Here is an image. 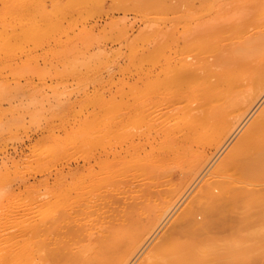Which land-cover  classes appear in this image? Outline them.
Masks as SVG:
<instances>
[{
    "label": "rangeland",
    "instance_id": "374dc122",
    "mask_svg": "<svg viewBox=\"0 0 264 264\" xmlns=\"http://www.w3.org/2000/svg\"><path fill=\"white\" fill-rule=\"evenodd\" d=\"M255 1L256 0H254V2L251 1V3H249L250 5L247 6L253 4L257 6L262 2L260 6H254L253 8L257 10L258 7H260V12H263V0H257L258 3H255ZM259 1L261 2L259 3ZM110 4L111 0H103L100 5H105L104 7L108 8ZM247 6L246 8L248 9L249 7ZM253 8L251 7L249 9L252 10ZM256 10L255 12L258 13ZM151 11V9H148L146 13L149 14H147L146 17L155 21L154 25H150L152 29L162 27L166 22L171 23L170 20L173 19L172 14H168L170 18L164 17L165 20L163 21V18L160 16L161 14H153ZM252 12H254V10ZM139 13L130 11L126 14L124 10L119 12L116 11L114 16L118 21H116L115 24L111 18L109 19L107 14H102L100 16L96 15L90 22L95 26H92V28H95L94 31H96V35L95 32L91 33L93 29L87 30L84 28L85 25L81 23L74 27L75 29L73 30L75 31L71 29V34L75 32L73 36H75L76 40L78 39L77 42L74 38L75 41L66 39V41L63 40V44H60L62 41L54 39L59 33H53L55 30H52V28V32L49 31L48 35H45L42 39H34L31 37L23 38L17 41L18 43H15L10 51L0 54V239L8 235H16L19 232L30 230L32 228L31 225H34V223L41 218L45 217L50 222L55 220L57 216H61L62 222L59 230H57L58 235L63 234L68 231V229L71 230L76 245L97 238V229L99 231L102 230L100 232L101 236L106 238V244L104 245V247H106L104 249L106 261H104V264H146L149 260L158 256H166L169 259L180 257L181 264H264V231L262 230L263 237L261 240L253 238V232L264 225V218L261 215L264 213V163H256L258 161L264 162L262 160L264 159V133L263 137H261L262 134H258L259 136L252 134L250 137L247 136V140L243 139L246 131L249 132L248 130H250V127L252 128V122H255L254 120L257 119L259 115L264 114V91L254 104L247 108L241 115L242 106H240V101V103L237 102V104L235 103L234 105L233 102L231 103L235 106L234 108H232L233 106L231 104V107H229L230 105L224 106L225 110L223 107H214L219 117L218 118L215 114V120H220L221 117L219 114L223 112L222 118L225 119V123L220 122L221 119L214 125L215 127L212 124L215 130H213L212 127L207 128L210 129L207 130V132L205 131V133L209 134L208 138L212 140L209 144H207L208 138H205L206 134L203 133L205 130L204 128L207 127L206 124L205 126L202 124V126L199 125V127H196V132H194L195 135L192 132L191 135L193 136L190 137L191 135H189L190 139L184 137L183 139L186 138V140L181 139L179 143L172 140L170 142L171 144L168 142L169 139H167L168 141L161 139L164 145L158 142L160 138H157L158 141L152 138L156 130L155 128H151L152 126H150V123L152 124V121H149L147 118H150V114L156 113L153 117L156 116L157 113L160 115L162 111L165 110V104L163 105V102L160 104L161 107H159L160 105L157 102L158 104L154 105L159 106H154L153 108H150L153 103L152 105L149 103L147 106L148 110L144 108L143 102L140 109L142 112L145 109L143 113H149V115H143V113H140V109V111L135 109L139 112L136 113L134 109H131L132 106L129 108L125 105L128 107L126 111L125 109H123L124 111L122 109L120 110L121 107L119 108L117 105L115 106L119 101L125 98L128 99L127 97L130 95L129 104L132 103V95L135 96L136 90L135 92L133 91L134 88L132 90L134 86L130 84L133 83L130 81L136 78V68L132 65L135 63L130 62L124 55L125 50H128L125 41H121V39H119V41L117 37L116 40L114 36L112 37L113 39H108V37L114 33L115 30L117 31V28H121L122 26V28H124L126 25L128 26L129 33H132L131 35L135 36L138 34L139 30L142 29L141 17H143V15ZM12 16H15V14H12ZM27 16L29 18L31 17L30 19L34 17L31 13H25L23 17L21 16V19H24L21 23L22 29L27 28L28 20H30L27 19ZM247 17L250 18L252 15L250 16L249 14ZM258 19L259 18L252 20L253 25L251 23L252 21L250 22L251 24L249 23V27H252L251 29L249 28L250 31L258 28V21H264V18H261V20ZM108 20L112 21V27L115 28V30L113 28V31L111 30V23ZM107 22L110 23V27L106 24ZM12 25H14V27L17 26L16 28L21 27L20 25ZM89 25L88 27H91ZM148 27H145V30L151 29H148ZM106 29H110L112 31L111 34H108L107 31L110 32V30ZM104 31L107 32L108 37H106ZM78 33L81 35L80 39L78 38ZM101 34L105 36H101ZM87 36L91 37H88V39ZM95 36L100 40L94 39ZM72 42L74 44H72ZM100 48L103 52L99 51ZM98 51L101 53H98ZM126 65L131 68L126 67ZM123 66L126 67V69ZM122 68L124 69L122 70ZM127 80L132 87L127 85ZM120 86L124 87L121 88ZM128 86L129 88L131 87L130 90H132L134 94H131ZM124 88L125 90L126 88L128 89V92H126L129 96L127 94V96L124 95L126 93L125 91L124 93L121 92V95H124L121 99L122 96L119 92ZM248 90L250 91V88H248ZM248 90L245 91V96L252 92H248ZM116 91H118V94ZM143 96L145 97L147 95ZM245 96L242 94V98L239 97L238 99L242 101ZM117 98H119V101L117 100V103H115ZM134 98H136V96ZM123 101L127 104L128 100ZM111 105L115 108V112L113 113L111 112V109H113ZM179 105L181 107L186 105L191 106L192 103L189 102V100H184L182 103L178 104V107ZM116 107L119 108V111H116ZM226 108L230 109H227V111ZM103 109L106 111L110 109V111L106 114ZM197 111H199L198 108L192 110V112ZM232 111L235 112L233 113ZM238 111L240 112L238 113ZM116 112L118 115H116L117 117L115 116ZM119 112L122 114L126 112L127 114L125 115L127 117L122 119L124 114L120 115ZM131 115L132 117L138 116V120L136 119L135 121V118H132ZM142 115L144 117H142ZM112 116L116 118H112ZM120 116L122 119L121 121L119 120ZM232 116H236L238 122L236 120L234 124L230 126L227 123L233 118ZM106 120H110L111 123ZM142 121L145 124L142 123ZM169 122L166 123L167 126L171 125L172 122L174 125L175 120ZM136 123L138 125H136ZM223 123L227 124L226 126H228L229 129L223 125ZM116 124L118 125V129ZM124 124L126 128H122ZM131 124L134 130L130 127ZM216 126L219 128L218 130ZM109 127L110 129L107 131ZM262 127L264 128V126ZM135 129L137 131H135ZM223 129L225 133L221 134L224 135L227 133L225 138L224 136H220L218 132L219 130L222 132ZM103 130L105 131L104 133ZM197 131H201L203 134L199 135L200 132ZM210 131L212 134L211 138ZM213 131L214 133L217 131V134H214ZM196 133H198V135ZM194 136L196 138L198 137V139ZM214 136H216V139H214L215 142L212 138ZM201 137H204L205 141ZM256 137H258V139ZM217 138H221L220 144L218 143L220 140ZM150 139L153 140V143L155 142V145L151 144L152 142ZM200 139H202L201 142L198 141ZM137 140L145 142L141 143L137 142ZM148 140L150 143H148ZM135 142L137 145H135ZM203 142L206 143L203 144ZM242 142L245 146L244 144L239 145V143ZM144 143L146 147H144ZM189 143H191L190 146L188 145ZM251 143L252 145H250ZM141 144H144L143 147L145 150L140 149L142 147ZM167 144L173 145L176 151L173 146L170 147V145H168L170 148L165 147L166 149H159L160 146L164 147L165 145L167 146ZM153 145L155 146L154 150L151 149ZM183 145H185L186 148ZM198 145H200V147H197ZM236 145H239V148L236 147ZM241 145H243L245 149ZM179 146H182V149ZM252 146L253 148H250ZM157 147L159 153L162 151L163 154L158 153ZM238 149H240V152L237 151ZM155 150L157 153H155ZM145 151L149 152L145 153ZM244 151H247L246 154ZM180 152H182L180 155H187L184 160L183 158L180 159V155H176V153ZM192 152H194V154ZM207 152L209 155L206 158ZM121 153H123V155ZM231 153L233 156H229ZM116 154L122 156L121 160V157L117 159L120 166L114 165V162H107L114 157L115 159L113 160H116L118 157ZM149 154L151 156H149ZM172 154L173 156H171ZM174 154L176 156H174ZM164 155L170 158H168L170 163L167 157H165L167 160L164 158ZM251 155H255V158ZM227 156L229 158L233 157V159H227ZM107 157L110 158L108 159ZM252 157L254 160L256 159L255 162L253 161L254 163L250 161ZM259 157H261L260 160H258ZM247 158L249 161L245 160V162H243L244 159ZM158 159L160 160L158 161ZM238 160L242 161L238 162ZM102 161L105 167L102 165ZM229 161H231L230 163L232 166H230ZM234 161L235 163L238 162L239 168L242 165L240 170L237 168L238 164L232 163ZM156 162H158V164H156ZM179 162L182 163V165H180ZM246 162L249 163L248 166L251 163L253 167L251 169L250 165L249 170L251 169L250 172L254 173V181L249 180L251 178L244 180L245 178L240 177L243 176L244 173L246 176L252 175V173L251 175L250 173L247 174V172H249L248 170H241L244 169L243 165H245V169H247ZM225 163H227V165ZM224 164L229 167L227 170ZM179 166L184 168L182 169ZM110 168L114 170L109 173L107 171ZM258 168L262 171H258ZM103 169L104 172L100 174L99 172H102ZM105 169H107V173ZM219 172L220 174H218ZM85 173L88 174L85 175ZM230 175L234 178H237L239 175L240 179H235L237 181L232 179V181H230L229 178H233ZM241 178H243V183H240ZM214 179L215 181L218 180V183L217 181L214 182ZM227 179L229 180L226 181ZM209 180L211 182L213 181L212 184H214L211 186V193L205 191L208 190L205 188H207L206 186ZM220 180L226 184L220 182ZM243 180L245 182L249 181L250 185L248 184L249 182L245 184ZM228 182L231 183L230 185H232L234 189V186H237L235 190L239 192V200L236 198L237 200L235 199V201L233 192H227L226 189L223 188V186L226 187L228 185ZM237 183L238 185H236ZM251 183L254 184L251 185ZM209 184L208 186H210ZM161 185L163 186L161 187ZM164 187L166 189H164ZM67 189H69L70 192ZM222 190H224V192L226 191V194L229 193L227 196L223 194V197L225 196L227 198L218 199L216 197L217 199H214L215 196L221 194ZM104 191H106L105 194ZM246 191H248L247 194ZM250 191H252V193L249 195ZM212 193H216L213 198H211L213 195ZM240 194L241 197L245 198L240 199ZM98 195L101 198H99ZM256 197H259L260 202L253 204L252 212L255 215L251 217V219L245 220L244 211L246 209V203L250 198ZM214 200L215 202H213ZM225 200L226 202H224ZM213 203H215V205ZM108 207H110V209ZM105 208H108L110 211ZM107 210L109 214H107ZM68 211H71L69 215L67 213ZM131 211L132 214H130ZM148 212L149 214L151 213L152 216H150L153 218V213L155 214V220L149 218L150 216L148 217ZM192 212L193 216H190ZM129 214L132 216H130L131 218ZM121 215H123L124 218ZM141 215L143 217H141ZM157 216L158 218H156ZM133 218H135L134 220L136 221L134 227L131 225L134 221ZM112 219H115L116 222ZM99 225L102 226V228H100ZM123 227H126L130 231L135 229L129 233V230ZM236 227H239V229H236ZM89 228L91 230H89ZM118 229L120 230L119 232L117 231ZM139 230L140 232H138ZM105 231L107 233H105ZM115 231L116 236L113 234ZM121 231L124 233L123 235ZM100 233L98 234L100 235ZM118 233H121L122 239L119 237L120 235H118ZM138 233H141L140 236ZM89 234H93L94 236H90ZM236 234L243 236L242 241L244 240V247L241 251H234L230 246V242L234 239L233 237ZM138 241H140L139 244ZM117 245H120L118 249ZM107 254L110 255L107 257Z\"/></svg>",
    "mask_w": 264,
    "mask_h": 264
},
{
    "label": "bare ground",
    "instance_id": "6f19581e",
    "mask_svg": "<svg viewBox=\"0 0 264 264\" xmlns=\"http://www.w3.org/2000/svg\"><path fill=\"white\" fill-rule=\"evenodd\" d=\"M102 1L103 0H0V54H4V53L10 51L12 46L15 43L17 44L18 43L17 41H20L23 38H30L31 37L34 39H42L45 35H48L49 31L52 32L51 31L52 28H53L52 30H55L53 33H55V32L59 33V35H56L57 37H54V39H56L57 41H62L61 43L60 42L59 43L63 44L64 43L63 40H65V41H66V39L74 40L75 36H73V34H75V32H73V34H71V29L72 30L75 29L74 27L80 23L85 25L84 28H86L87 30H92L93 29L92 26H94V25L91 24L90 22L94 18V16H96V15L100 16L102 14H107L109 19L111 18V20H113V22L115 24L116 21H118L114 16L115 15L114 13L116 11L119 12V11L124 10L126 14L129 13L130 11H136L138 13L140 12L139 14L143 15V17H141L142 18L141 19L142 29L139 30V33L136 34L135 36L131 35L132 33L131 34L129 33L127 25L126 26L124 25L127 29L125 27L122 28L123 27L122 26L121 28L119 27L120 29L117 28V31H116L115 28L112 27V23H111L112 21L108 20L111 23V25L109 22L106 23V24H108V26L109 25L111 26L112 31H113V29L115 30V32L111 34L112 31L110 29H106V30H110V32L109 31H107V32H108V34L109 33L111 34L108 37L107 32L104 31V33H106V37H108V39H111L114 36L116 40L118 38V40L121 39V41L122 40L125 41V44H127L126 46L128 47V50H125L124 55L126 56L127 59H129L130 62L135 63L132 65H134L136 68L135 69L136 78L134 80L130 81V82H133L130 84L133 85L134 87H132L128 83L129 82L128 80L126 82L127 85L132 87V90L134 88V90H133L134 92L136 90V92H135L136 98H134L135 96L132 95L133 96V101H132L133 104L132 103L129 104V98L131 97V95L129 96L127 94L128 89L126 88V90H125V88H124V89H122V91L119 92V94L121 95V92L124 93V91L125 92L127 91L124 95L127 94L129 97H127L128 99H126L125 97H124L125 99H123L126 101L128 100L127 104H125L126 102H124L123 100H122L123 102L119 101L118 100L119 98H117L115 100V103H117V100H118L119 104L117 103V104H115V106L117 105V107H119V108L121 107L120 110L125 109V111L128 109V107L130 108V106H132L131 109H134V110L137 109L138 111H140L141 110L140 106H142L141 104H143V102H144L143 105L145 106V107L144 106L143 107L146 108L147 110H148L147 106L149 103L151 105L153 103L152 107L149 105L150 108H153L155 106L154 104L159 103V105H160V104H162L161 102H163V105L165 104V110L162 111V113L160 115H159V113H157L158 116L156 115L153 117V115H155L156 113L152 114V115L151 114L149 115V113L148 114L143 113L145 109L143 110V112H142V110L140 112V113H143V115H145V114L149 115L150 118H147V119L149 121H152V124H154V125H152L150 123V126H152L151 128H155V130H156L152 138H154V139L160 138V141H158V139H157V141L160 143H162L163 140H167V139H169V141L167 140L169 143L172 140L176 143H179L181 139L186 140V138L185 139H183V138L184 137L189 138V135H191L192 132H193V134H194V132H196V130H195L196 127H199V125L202 126V124H204V126L206 124V126H207L204 128L205 130L202 128L204 130L203 133H205V131L207 132V130L210 129V128L207 129L208 127H212L213 130H215L214 125L217 124L218 121H220L222 119L220 122L225 123V121H224L225 119L222 118L223 112H222V114H219L221 119L215 120L216 115L218 117V114H216V108H218V107L222 108L223 107V109L225 110V107L230 105L232 102L234 105L235 103L237 104V102L240 101L241 102L240 106H242L241 107L242 110L240 113V115H241L242 113H244V111L247 108H249L252 104H254V102L261 96V93H263V91H264V21H262L261 18L262 19L264 18V11L260 12V9H259L260 7H258L259 11H258V9L256 10L255 8H253L254 6H256V4H253V3H252L253 5L247 6V5H250L249 3H251V1L254 2V0H111V4L108 8L104 7L105 5L104 6L100 5ZM261 1H259V3ZM263 2H264V0H263ZM255 3H258L257 0L255 1ZM260 4H258V5L260 6ZM246 6L249 8L252 7L253 9L252 10L249 8L247 9ZM148 9H151L152 10L151 13H153V14L154 13H158L159 15L161 14L160 16L163 18V21L165 20L164 17L170 18L168 16V14H172L173 19L170 20L171 23L166 22L162 27H156V28L152 29V27H150V25H152V24L154 25L155 21L146 17L147 14H149V13H146L148 11ZM253 10H254V12H255V10L258 11V13L252 12ZM25 13L26 14L31 13V14H33L34 17L32 19H30L31 17L29 18L27 16L28 17L27 19H30V20H28L29 24L27 23L26 29L25 28L22 29L21 23L24 19H21V16L23 17V15ZM12 14H15V16H12ZM249 14H250V16L252 15V17H250V18L247 17V16H249ZM256 18H259L258 20H261L262 22L261 21H258V23L256 22L258 28L250 31V29L252 27H249V26L251 23L253 25L252 20L256 19ZM17 23H19V24H17ZM12 24H15V26L16 25L19 26L21 24L20 25L21 27L16 28L17 26L14 27V25H12ZM89 24H91V25H89ZM88 25L91 27H88ZM144 26L145 27L149 26L148 29H150V28L151 29L145 30ZM94 29L92 30L93 32L91 31V33L95 32V35H96V31H94ZM73 31H75V30H73ZM76 35H77V33H76ZM78 35H79L78 38L80 39L81 35L79 33H78ZM101 36H105V35L101 34ZM88 37L89 36H87V38ZM95 37H94V39L100 40L98 37H96V38ZM75 40H76V38H75ZM77 40H76V42H77ZM81 41H82V39H81ZM73 42H72V44H74ZM99 51L103 52V50H101V48ZM99 51H98V53H101ZM126 67H130V66L126 65ZM126 67H124V68L126 69ZM124 68H122V70ZM132 72H133V70H132ZM129 86H128V88H129ZM122 87H124V86H122ZM130 88H129V90H130ZM248 88H250V91H252V92H250L248 90ZM251 89H253V90H251ZM132 90H130V92H131V94L132 93L134 94V92ZM246 90H248V92H250L247 96H245ZM130 92H129V94H130ZM144 92H146V93H144ZM116 93L118 94V91H116ZM242 94L245 97H243V99L241 101V99H238V98L239 97L242 98L241 97ZM124 95L122 94L121 95L122 97L120 96L121 99L123 98ZM143 95H147V96L144 97ZM113 97H115V96H113ZM184 100H189V102H191L192 105L191 106L186 105V106L181 107L180 106L181 104H180L178 107V104L182 103V101H184ZM234 100H237V101H234ZM107 103H108V101H107ZM239 103H238V106H239ZM105 105H107V104H105ZM108 105H110V104H108ZM121 105H123V106H121ZM125 105H127L128 107ZM208 105H209V108H208ZM231 105L229 107H231ZM158 106L156 105L155 107H158ZM105 107H107V106H105ZM112 107L113 106L111 105V108ZM159 107H161V105ZM203 107H204V109H203ZM214 107H216V108H214ZM234 107L235 106H233L232 108H234ZM236 107H237V105H236ZM119 108H117L116 111H119ZM192 108L194 110H195V108L196 109L198 108L199 111L192 112V110H193ZM105 109H103V110H105ZM110 109H107V110L110 111ZM114 109H115L114 107H113V109H111L112 113L115 112ZM162 109H163V107H162ZM201 109H203V110H201ZM227 109H230V108H226V110ZM157 110H159V109H157ZM108 111L105 110L106 114L108 113ZM138 111H136V113H139ZM149 111H151V110H149ZM154 111H156V110H154ZM230 111H229V114H230ZM130 112H131V110H130ZM232 112L234 113L235 111H232ZM239 112L240 111H238V113ZM225 113L227 115H229L227 112H225ZM121 114L122 113H120V115ZM123 114L125 115L127 113L124 112ZM116 115H117V112L115 113V116ZM124 115H123L122 119L127 117L126 115L124 117ZM143 115H142V117H144ZM113 116H112V118H116L118 115L116 117H113ZM131 117H132V115H131ZM137 117H132V118H135L134 120L136 121ZM218 118H216V119H218ZM240 118H241V116H240ZM118 119H119V117H118ZM122 119L120 116L119 120L121 121ZM140 120H141V118H140ZM173 120H175L174 125L172 122ZM236 120L238 122V119L235 116V117L231 118L229 120V123H227V124H229L231 126V124H234V122ZM108 121H110V120H108ZM169 121H171L172 123H171V125L167 126L166 123ZM254 121L255 122H252L253 123L252 128L250 127V130H248L249 132L246 131V134L243 136L244 137L243 139L247 140L248 137H250V135H252V134L253 135L256 134V136L258 134L259 135L262 134L261 137H263L264 128L262 126H264V114L259 115L258 118L255 119ZM124 122H126V121H124ZM237 122H236V124H237ZM110 123H111V121H110ZM140 123H141V121H140ZM142 123H144V122L142 121ZM224 123H223V125L226 126L227 124H224ZM121 124H123V123H121ZM212 124L214 127L212 126ZM131 125H130V127L132 128L133 125L132 126ZM136 125H138V124L136 123ZM146 125H147V122H146ZM208 125H211V126H208ZM134 126H135V124H134ZM137 127H139V126H137ZM226 127L228 128V126H226ZM122 128H126L125 124H124V127H122ZM212 128H211V130H212ZM216 128H217V126H216ZM109 129H110V127L107 128V131ZM117 129H118V125H117ZM218 129L219 128H217V130ZM224 129L222 130V132H220V130L218 132L220 133V136H224V138H225L227 133L224 135L221 134V133H225V132H223ZM228 129H227V131H228ZM230 129H231V127H230ZM105 130H106V128H105ZM112 131H113V129H112ZM135 131H137V130L135 129ZM104 132L105 131L103 130V133ZM197 132H200L199 135L203 134V133H201V131H197ZM209 133H210V138H211V136H212L211 131ZM213 133H214V131H213ZM228 133H229V131H228ZM132 134H130V135H132ZM196 134L198 135V133H196ZM205 134H204L205 138L206 137L208 138L209 134H207V133H205ZM214 134H217V131ZM147 135H150V134H147ZM192 136L193 135H191L190 137H192ZM215 137L216 136L212 137L213 140L216 139ZM124 138H127V137H124ZM145 138H147V137H145ZM201 138L205 141L204 137H201ZM221 138H223V137H221ZM221 138H217V139L220 140ZM256 138L258 139V137H256ZM161 139H163V140H161ZM191 139H194V138H191ZM196 139H198V137ZM202 139H200L198 141L201 142ZM243 139H242V141H243ZM145 141H143V142H145ZM152 141L153 140H151V142ZM207 141H208L207 144H209V142L212 140L208 138ZM261 141H262V139H261ZM137 142H141V141L137 140ZM143 142H141V143H143ZM168 142H166V143H168ZM206 142H203V144ZM214 142H215V140H214ZM220 142H221V140L218 143L220 144ZM146 143H147V141H146ZM148 143H150V141ZM154 143L152 142L151 144H154ZM94 144H96V143H94ZM144 144H141L142 147ZM156 144H157V142H156ZM170 144H167V146L165 145L164 147L160 146L159 149L160 148L166 149L165 147H169L168 145H170ZM184 144H186V143H184ZM190 144L191 143H189L188 145L190 146ZM240 144H244V143L242 142V143H239V145ZM120 145H121V143H120ZM135 145H137L136 142H135ZM158 145H159V143H158ZM200 145H201V143H200ZM200 145H198L197 147H200ZM212 145L214 146L213 142H212ZM239 145H236V147L239 148ZM250 145H252V143ZM133 146H134V144H133ZM133 146H131V147H133ZM149 146H150V144H149ZM153 146L151 149L154 150L155 146L154 147ZM172 146L173 145H170V147H172ZM176 146H178V145H176ZM183 146L186 148L185 145H183ZM215 146H217V145H215ZM241 146L244 147L245 144H244V146L243 145H241ZM241 146H240V149H241ZM248 146H249V144H248ZM142 147L140 149L145 150L144 147H146V144L144 145L143 148ZM205 147H206V145H205ZM236 147H235V149H236ZM173 148H174V146H173ZM250 148H253V146ZM136 149H137V147H136ZM187 149H188V147H187ZM207 149H208V147H207ZM240 149H238L237 151H239ZM244 149H245V147H244ZM244 149H242V150H244ZM183 150H185V149H183ZM122 151H123V149H122ZM157 151H158V147H157ZM157 151L155 153H157ZM175 151H176V149H175ZM116 152H118V151H116ZM146 152H149V151H145V153ZM160 152L161 153H159V151H158L159 154H163L162 151H160ZM166 152H169V151H166ZM246 152H245V154H246ZM192 153L194 154V152H192ZM121 154L123 155V153H121ZM177 154L180 155V154H182V152L176 153V155ZM237 154H239V153H237ZM166 155H164V158L167 157V159H168L169 157ZM176 155L174 154V156H176ZM208 155H209V153L207 154L206 158L208 157ZM149 156H151V155L149 154ZM171 156H173V154ZM180 156H181V158L180 157L179 158L180 159L183 158V160H184V158L187 155L186 156L180 155ZM229 156H233V154L231 153V155L229 154ZM251 156H253V155H251ZM256 156H257V154H256ZM259 156H261V155H259ZM119 157H121L120 158V160H121L122 159L121 155L118 156L116 158V160H113V159H115V157L114 158L111 157L113 159H109L110 157L109 158L107 157L110 160V161L108 160L107 162H114V165L120 166V164H118L119 162H117V159H119ZM126 157H128V156H126ZM253 157L255 158V155ZM253 157H252V160H250L252 163H254L256 161V159L254 160ZM143 158H144V156H143ZM260 158L261 157H259L258 160H260ZM160 159H158V161ZM169 159H168V162L170 161ZM227 159L232 160L233 157L229 158L227 156ZM227 159H226V161H227ZM111 160H113V161H111ZM245 160L249 161L247 158V159H244L243 162H245ZM262 160L264 161V159H262ZM103 161H106V160H103ZM103 161H102V165H103ZM172 161H173V159H172ZM201 161H202V159H201ZM239 161H242V160H238V162ZM174 162H175V159H174ZM230 162L231 161H229V163ZM238 162L235 163V161H234L232 163H235L237 165ZM222 163H224V162H222ZM256 163H262L263 164L264 162L258 161ZM156 164H158V162H156ZM161 164H162V162H161ZM225 164L227 165V163H225ZM225 164H224V166H226ZM248 164L249 163H247V169H245V165H243L245 170L244 169H241V170L242 171L248 170L249 172H247V174L250 173V175H251V173H252V175H253L254 173L250 172L253 167L250 163L251 166L250 165L249 166L251 169L249 170ZM180 165H182V163H180ZM240 165H241V162H240ZM111 166H112V164H111ZM122 166H123V164H122ZM160 166H162V165H160ZM170 166H169V168H170ZM224 166H222V167H224ZM230 166H232L231 163H230ZM241 166H240V168H242ZM124 167H125V165H124ZM179 167H181V166H179ZM220 167H221V165H220ZM255 167H257V166H255ZM112 168H113V166H112ZM112 168H110L108 171H107V169H105V172L106 171L109 173H110V171L113 172L114 169H112ZM169 168H168V170H169ZM225 168L227 170V168H229V167L226 166ZM237 168H239V164H238ZM240 168L238 170H240ZM164 169L167 170L166 168H164ZM234 169H236V168H234ZM257 170L262 171L259 168ZM103 172H104V169L102 172H99V173L101 174ZM222 172H225V171H222ZM86 174H88V173H85V175ZM218 174H220V172ZM234 174H235V172H234ZM242 174H243V172H242ZM244 175H245V173H244ZM244 175L240 176V177L245 178L244 180H248L249 178H251L249 180L254 181V178H255L254 175L253 176L252 175L251 176L245 175L247 178ZM230 176L233 177L232 175H230ZM252 177H253V180H252ZM227 178H229V177H227ZM238 178H239V175L237 178L233 177V178H229V179H230V181H232V179L235 180ZM243 178H241L240 183H243L242 182ZM229 179H227L226 181H228ZM216 181L218 183V180H216ZM216 181L214 179V182H216ZM235 181H237V180H235ZM258 181H260V180H258ZM212 182L209 180V182L207 183V186H206L207 188H205V189H208V190H205L206 192L211 191L210 190V189H212L211 186L214 185V184H212ZM220 182H223V181L220 180ZM229 182H228V185L226 187L223 186V188H225L227 192L232 191L234 194V200L236 198L239 200V192L237 190H235L237 186H234L235 187V189H234L232 187V185H230L231 183H229ZM246 182H249V181H246ZM246 182H245V184H246ZM154 183H156V182H154ZM223 183H225V182H223ZM223 183H221V184H223ZM208 184L210 186H208ZM248 184L250 185V182ZM252 184H254V183H251V185ZM236 185H238V183ZM162 186L163 185H161V187ZM157 187H158V185H157ZM165 187H164V189H166ZM69 188H71V187H69ZM67 190L69 191V189H67ZM224 190H222L223 192L221 191V194H218L219 196L217 195L215 197H214V195L216 193L213 194L214 193L213 192L212 193L213 195L211 198H213V197H214V199H217V198L218 199H221V198L225 199V198H227L225 196L223 197V194L227 196V195H229V193L226 194L225 193L226 191L224 192ZM105 192L106 191H104V194H105ZM206 192H205V195H206ZM247 193H248V191H246V194ZM251 193H252V191L249 192V195ZM170 195H172V194H170ZM72 197H75V196H72ZM98 197H99V195H98ZM240 197H241V194H240ZM99 198H101V197H99ZM99 198H98V200H99ZM242 198H245V197H241L240 199H242ZM107 199H109V198H107ZM115 202H117V201H115ZM213 202H215V200ZM224 202H226V200ZM259 202H260L259 197L250 198L248 200V202L246 203V207H245L246 209L244 211L245 220L251 219V217H253L255 215L252 212V207H253V204H255V203L257 204ZM169 203H170V201H169ZM169 203H167V204H169ZM44 204H45V202H44ZM113 204H114V202H113ZM213 204L215 205V203H213ZM195 205H196V203H195ZM214 205H212V206H214ZM115 206H117V205H115ZM135 207H136V205H135ZM108 208L110 209V207H108ZM108 208H105V209H108ZM120 209H122V208H120ZM123 209H125V208H123ZM108 210H107V214H109ZM133 210H134V208H133ZM123 212H125V211H123ZM129 212H130V210H129ZM67 213L69 215L71 213V211H68ZM118 213H119V210H118ZM113 214H115V213H113ZM127 214H128V212H127ZM130 214H132V211ZM130 214H129V217L131 216ZM192 214H193V212L191 213L190 216H193ZM105 215H106V213H105ZM134 215H135V213H134ZM137 215H136V217H137ZM150 215H151V213L149 214V212H148V217ZM261 215L264 218V213H262ZM121 216L123 217V215H121ZM151 216L149 218H153ZM153 216H154L153 219L155 220V214L154 213H153ZM141 217H143V216L141 215ZM156 218H158V216ZM134 219L135 218H133V220ZM112 220L115 221V219H112ZM136 220H138V219H136ZM121 221L123 222L122 219H121ZM134 221L131 224V225H133L132 227H134V223H136V221L135 222ZM142 221H144V220H142ZM61 222H62L61 216H57L55 218V220L50 221V222L44 217V218L37 220V222L34 223V225H31L32 228L28 231H22V232L17 233L16 235H8V236L1 238L0 239V264H104V261H106L105 260L106 255L104 253L105 252L104 249L106 248V247H104V245L106 244V238H104V236H101L100 232L102 230L99 231L96 228L97 225L95 226V228L97 229V232L100 233V235L98 233L97 234L95 233L97 238L91 239L90 241L87 240L88 242H86V243L76 245V243L74 241V236H73V233L71 232V230L68 229V231L64 232L63 234L58 235L57 230H59ZM104 222H105V220H104ZM125 223H126V221H125ZM84 226H85V223H84ZM89 226H91V225H89ZM107 226H109V225H107ZM118 226H116V227H118ZM100 228H102V226H100ZM123 228H126V227H123ZM134 229H132V230H134ZM236 229H239V227L238 228L236 227ZM89 230H91V229L89 228ZM127 230H129V229H127ZM262 230L264 231V225L253 232V235H254L253 238H257L258 240H261L263 237ZM117 231L119 232L120 230L118 229ZM122 231H121V233L123 235L124 231L123 232ZM131 231L129 230V233ZM138 232H140V230ZM92 233H93V231H92ZM105 233H107V232L105 231ZM115 233H116V231L113 234H115ZM121 233L120 234L118 233V235H120L119 237H121V239H122ZM238 233H239V231H238ZM140 234H139V236H140ZM89 235L91 236L93 234H89ZM102 235H103V233H102ZM86 236H87V234H86ZM115 236H116V234H115ZM107 237H109V236H107ZM129 237H131V236H129ZM126 238H128V237H126ZM233 238L234 239L230 242V246H231L232 250L241 251L244 247V240L242 241L243 236L236 234V235H234ZM123 239H125V238H123ZM130 239H132V238H130ZM108 240H109V238H108ZM139 242L140 241H138V244H139ZM119 246L117 245V249L119 248ZM110 253H111V251H110ZM117 253H118V251H117ZM109 255L110 254H107V257ZM111 258L114 259L113 257H111ZM124 261H125V259H124ZM146 264H181V258L176 257V258L169 259L166 256H158V257L152 258Z\"/></svg>",
    "mask_w": 264,
    "mask_h": 264
}]
</instances>
